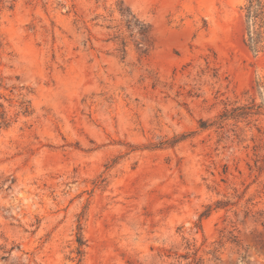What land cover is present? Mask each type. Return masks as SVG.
Returning a JSON list of instances; mask_svg holds the SVG:
<instances>
[{"label": "rangeland", "instance_id": "374dc122", "mask_svg": "<svg viewBox=\"0 0 264 264\" xmlns=\"http://www.w3.org/2000/svg\"><path fill=\"white\" fill-rule=\"evenodd\" d=\"M249 2L0 0V264H264Z\"/></svg>", "mask_w": 264, "mask_h": 264}, {"label": "trees", "instance_id": "16d2710c", "mask_svg": "<svg viewBox=\"0 0 264 264\" xmlns=\"http://www.w3.org/2000/svg\"><path fill=\"white\" fill-rule=\"evenodd\" d=\"M120 13L122 15V18L124 19L128 29L133 33L136 34V36H139L137 41V47L139 51L142 54L148 53L150 49V45L148 46L147 41L150 38V26L147 24H144L142 21H140L136 15L132 13V11L128 8L120 7ZM260 22L259 28L255 29L252 28V22L253 25L256 26L257 22ZM247 25H248V33H249V40H248V47L253 51H258L260 45L263 41V35H264V2L263 0H250L249 6L247 7ZM146 46H148L146 48ZM28 110V108H26ZM241 109H236V111ZM28 111H26L27 113ZM245 113H240L237 116H243ZM229 118V115H222V120H227ZM5 119L4 117L2 118ZM209 215V212H205L201 215V218L206 217ZM82 227L79 226V233L77 236V243H78V255H82V248L85 245V241L83 238V235L81 233Z\"/></svg>", "mask_w": 264, "mask_h": 264}]
</instances>
